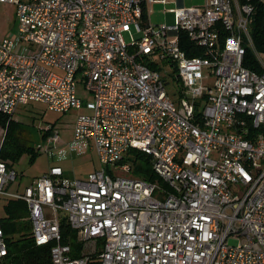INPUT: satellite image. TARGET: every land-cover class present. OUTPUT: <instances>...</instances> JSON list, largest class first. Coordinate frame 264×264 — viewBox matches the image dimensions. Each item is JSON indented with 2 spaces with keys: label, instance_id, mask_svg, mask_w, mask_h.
Segmentation results:
<instances>
[{
  "label": "built area",
  "instance_id": "1",
  "mask_svg": "<svg viewBox=\"0 0 264 264\" xmlns=\"http://www.w3.org/2000/svg\"><path fill=\"white\" fill-rule=\"evenodd\" d=\"M165 1L0 0L17 19L16 37L0 40V113L13 118L30 101L84 109L73 140L91 139L100 163L69 184L52 165L12 192L16 172L0 157V197L25 202L50 264H264V52L249 34L254 8L175 0L174 23L152 24L148 7ZM246 46L259 71L244 66ZM43 130L51 149L58 132ZM130 149L150 157L162 184L134 175ZM63 218L82 243L76 257L62 242ZM8 255L0 225V264Z\"/></svg>",
  "mask_w": 264,
  "mask_h": 264
},
{
  "label": "rangeland",
  "instance_id": "2",
  "mask_svg": "<svg viewBox=\"0 0 264 264\" xmlns=\"http://www.w3.org/2000/svg\"><path fill=\"white\" fill-rule=\"evenodd\" d=\"M183 3L185 7L201 6L204 0H184ZM176 7L175 0L154 3L148 7L150 11L148 18L152 24H173ZM16 32L15 6L10 3H0V40L14 39ZM125 39L128 41L127 37ZM81 97L84 98V94H81ZM90 100V97H86L84 102ZM82 112L85 110L73 109L66 113H59L48 110L44 104L35 101L18 106L13 117L14 123L4 141V131H1L3 128L0 126V150H8L12 142L21 140L34 149V154L24 152L18 155L13 162L3 159L16 172V180L8 187L9 191H22L35 177L45 173L52 165L62 168V184H69L75 179H83L88 173L99 169L100 163L93 147V141L87 138L73 140L75 119ZM48 124H53L58 132V139L51 149H47L48 145L41 138L44 133L43 129ZM39 145L41 149L36 148ZM8 201L9 198L0 197V217L6 215L5 207ZM16 234L14 233L13 237H16ZM228 241L234 243L232 239Z\"/></svg>",
  "mask_w": 264,
  "mask_h": 264
},
{
  "label": "trees",
  "instance_id": "3",
  "mask_svg": "<svg viewBox=\"0 0 264 264\" xmlns=\"http://www.w3.org/2000/svg\"><path fill=\"white\" fill-rule=\"evenodd\" d=\"M239 1L244 2L245 0ZM250 3L254 8L249 25L250 38L254 48L259 52H264V2L250 0ZM180 44L184 49L187 48V50L188 47H190L189 42H187V40L185 41L182 35ZM199 53L200 52L187 51L189 56L198 55ZM243 64L249 69L259 71V66L252 55V49L248 46H246ZM13 123V118H9L0 113V126L4 130L3 141L7 138ZM50 131L51 130L44 131L41 135L43 141L50 134ZM36 148L40 149L38 146ZM24 152H31L34 154V149L30 145H26L24 141L16 140L10 144L8 150H0V157L13 162L18 155ZM128 153L129 157H127V159L133 161V173L135 176L147 181L163 183L153 172L150 157L146 153L136 149H130ZM5 208L6 215L0 217V225L6 235L9 250V255L7 257L8 264H50V245H36L31 238V225L26 219L27 208L25 202L22 200L9 199ZM60 229L62 242L67 243V241H69L73 250L72 255L74 257L78 256L82 248V243L77 240L75 231L70 228L64 218L60 221ZM14 233H17L16 237H13ZM92 264L97 263L94 262Z\"/></svg>",
  "mask_w": 264,
  "mask_h": 264
}]
</instances>
